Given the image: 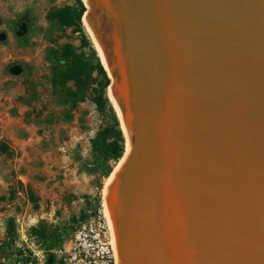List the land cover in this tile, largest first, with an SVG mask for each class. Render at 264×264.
<instances>
[{
    "label": "water",
    "instance_id": "obj_1",
    "mask_svg": "<svg viewBox=\"0 0 264 264\" xmlns=\"http://www.w3.org/2000/svg\"><path fill=\"white\" fill-rule=\"evenodd\" d=\"M80 1L127 145L115 264H264V0Z\"/></svg>",
    "mask_w": 264,
    "mask_h": 264
},
{
    "label": "rangeland",
    "instance_id": "obj_2",
    "mask_svg": "<svg viewBox=\"0 0 264 264\" xmlns=\"http://www.w3.org/2000/svg\"><path fill=\"white\" fill-rule=\"evenodd\" d=\"M74 6V0H0V256L25 245L48 248L52 235L64 236L102 204L108 177L92 168L91 140L97 134L110 140L117 115L107 87L89 70L99 58L82 18L78 32L47 17ZM22 21L25 32L15 37ZM61 54L85 66L79 85L58 82ZM12 66L17 75L9 74ZM119 160L106 164L111 172Z\"/></svg>",
    "mask_w": 264,
    "mask_h": 264
},
{
    "label": "built area",
    "instance_id": "obj_3",
    "mask_svg": "<svg viewBox=\"0 0 264 264\" xmlns=\"http://www.w3.org/2000/svg\"><path fill=\"white\" fill-rule=\"evenodd\" d=\"M59 238L50 248L18 247L9 257L0 256V264H115L111 231L101 202Z\"/></svg>",
    "mask_w": 264,
    "mask_h": 264
},
{
    "label": "trees",
    "instance_id": "obj_4",
    "mask_svg": "<svg viewBox=\"0 0 264 264\" xmlns=\"http://www.w3.org/2000/svg\"><path fill=\"white\" fill-rule=\"evenodd\" d=\"M75 6L68 8H60L54 11H51L47 14L49 20H53L58 26L62 27H74L76 30L80 32V19L83 13V6L80 0H74ZM82 40L86 43V40L82 36ZM57 65H63L64 69L61 73H59L58 82L65 83L67 81H71L73 85L77 86L81 82V77L85 74V66L75 60L74 58H68L66 54H61V58H57ZM89 70H94L95 74L99 77L101 81V87L106 88L108 81L105 76V73L102 67L99 64V60L96 58V62L93 66L89 68ZM113 124L115 126V130L112 134V138L107 140V136L104 134L96 135L93 140H91L92 150L97 155V160L95 164L92 166L93 169L101 170L102 178H107L111 173V169L106 166L108 162L116 163L122 156L124 152V141L121 134V131L118 127V122L115 116H112ZM86 216V215H85ZM85 216H82L78 221L82 220ZM31 231H34V228H31ZM60 235L58 237H53L48 241V248L55 246L60 241ZM43 237L42 239H44Z\"/></svg>",
    "mask_w": 264,
    "mask_h": 264
},
{
    "label": "bare ground",
    "instance_id": "obj_5",
    "mask_svg": "<svg viewBox=\"0 0 264 264\" xmlns=\"http://www.w3.org/2000/svg\"><path fill=\"white\" fill-rule=\"evenodd\" d=\"M81 23H82V26H83L84 30L86 31V34H87L88 37H89V40L91 41V45L93 46V48H94V50H95V52H96V54H97V56H98V58H99L100 63L102 64L103 62H102V58H101V55H100L99 49H98L97 45L95 44V42L93 41V39H92V37H91V35H90V33H89L87 27L85 26V23H84L83 19L81 20ZM107 96H108L109 101H110V103L112 104V107H113V109H114V111H115V113H116V115H117V118H118V113H117L116 106H115V104H114V102H113L111 96L109 95V92H107ZM119 126H120V128H121L120 123H119ZM121 130H122V128H121ZM122 133H123V130H122ZM123 135H124V134H123ZM124 147H125V148H124V152H125V150H126V148H127L126 141H124ZM120 162H121V158H120V160H119V163H120ZM119 163H118V164H119ZM118 164H117V166H118ZM117 166H116V167H117ZM116 167H115L114 170L111 172V174L108 176L107 180L105 181V183H104V185H103V187H102V190H101L102 197H103V194H104V189H105V187H106L108 181H109L110 178L112 177V174H113V172L115 171ZM101 205H102V208H103V213H104V215L107 216V215H106L105 208H104V205H103V202H102Z\"/></svg>",
    "mask_w": 264,
    "mask_h": 264
},
{
    "label": "flooded vegetation",
    "instance_id": "obj_6",
    "mask_svg": "<svg viewBox=\"0 0 264 264\" xmlns=\"http://www.w3.org/2000/svg\"><path fill=\"white\" fill-rule=\"evenodd\" d=\"M23 22V21H22ZM21 22H19L18 23V25L16 26V28L14 29V31L18 28V26H19V24H20ZM24 24H25V22H23Z\"/></svg>",
    "mask_w": 264,
    "mask_h": 264
}]
</instances>
